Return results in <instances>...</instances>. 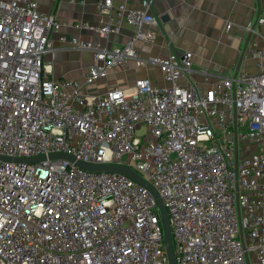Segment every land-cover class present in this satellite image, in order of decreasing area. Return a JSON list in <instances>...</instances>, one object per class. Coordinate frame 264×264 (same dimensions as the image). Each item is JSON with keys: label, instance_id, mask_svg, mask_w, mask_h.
<instances>
[{"label": "built area", "instance_id": "built-area-1", "mask_svg": "<svg viewBox=\"0 0 264 264\" xmlns=\"http://www.w3.org/2000/svg\"><path fill=\"white\" fill-rule=\"evenodd\" d=\"M127 1H118L114 18L75 25L106 42L131 25L120 45L58 34L93 51L79 81L52 78L44 65L57 17L38 0H0V264H169L155 195L123 173L76 160L128 167L154 188L174 264H264V63L199 82L193 53L173 50L147 59L164 84L138 77L89 94L86 86L137 58V42L158 35L150 0L138 8ZM257 55L264 58V39Z\"/></svg>", "mask_w": 264, "mask_h": 264}, {"label": "crops", "instance_id": "crops-1", "mask_svg": "<svg viewBox=\"0 0 264 264\" xmlns=\"http://www.w3.org/2000/svg\"><path fill=\"white\" fill-rule=\"evenodd\" d=\"M113 0L110 10H99L96 0H38V9L53 13L60 22L58 33L52 34L53 48L46 51L43 62L52 78L65 77L81 81L91 65L92 50H80L68 43H61L58 34L70 39L91 42L97 41L95 33L88 28L75 26L87 23L94 26L116 15ZM140 0H128L127 6L138 8ZM151 12L159 18V32L153 44L136 43L137 58L131 59L125 68L115 67L106 77L86 86L89 94H103L114 86L130 85L138 77H148L159 85L164 84L161 72L148 62L149 56L164 57L171 51L189 50L193 53L192 76L202 82L209 81L227 73H234L239 53L251 25L264 5V0H150ZM230 24L229 28L226 25ZM248 26L250 28H248ZM131 25L123 24L117 34H111L109 41L100 40L108 47L120 45L133 33ZM264 39V26H257L249 39L242 58L239 73L256 70L257 49ZM184 83V79L180 80ZM100 85L103 90L99 91ZM99 91V92H98ZM98 92V93H96Z\"/></svg>", "mask_w": 264, "mask_h": 264}, {"label": "water", "instance_id": "water-1", "mask_svg": "<svg viewBox=\"0 0 264 264\" xmlns=\"http://www.w3.org/2000/svg\"><path fill=\"white\" fill-rule=\"evenodd\" d=\"M257 18L258 16L256 17L255 21L251 25V31L246 36L244 45L239 53L238 62L236 64L235 71L233 73L234 76L238 74L239 67H240L242 58L244 56L249 39L252 35L253 30L257 27ZM57 157L74 160L72 156L65 154V153H53L49 155V158H57ZM43 159H44V156L34 157V158H15L16 161H28V162L43 160ZM76 163L85 169H89L93 171H116V172L123 173L129 176L130 178L135 179L136 181L143 184L144 186H146L155 195L157 202L159 204V207H160L161 222L163 226L164 242H165L166 253L168 256V261H169V264H174L172 244H171V238H170V228H169L167 213L162 205L160 198L158 197L156 191L154 190V188L150 184H148L138 173H136L135 171H133L132 169L128 167L118 166V165H95V164L85 163V162L78 161V160H76Z\"/></svg>", "mask_w": 264, "mask_h": 264}, {"label": "rangeland", "instance_id": "rangeland-1", "mask_svg": "<svg viewBox=\"0 0 264 264\" xmlns=\"http://www.w3.org/2000/svg\"><path fill=\"white\" fill-rule=\"evenodd\" d=\"M98 90H99V91L103 90V86L100 85V88H98ZM99 91H98V92H99ZM98 92H96V93H98Z\"/></svg>", "mask_w": 264, "mask_h": 264}]
</instances>
